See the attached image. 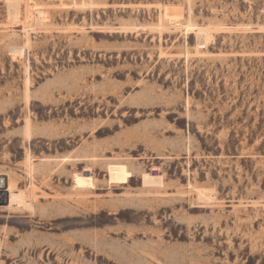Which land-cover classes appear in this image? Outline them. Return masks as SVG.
<instances>
[{
	"label": "rangeland",
	"instance_id": "obj_1",
	"mask_svg": "<svg viewBox=\"0 0 264 264\" xmlns=\"http://www.w3.org/2000/svg\"><path fill=\"white\" fill-rule=\"evenodd\" d=\"M0 177V264H264V0H0Z\"/></svg>",
	"mask_w": 264,
	"mask_h": 264
},
{
	"label": "bare ground",
	"instance_id": "obj_2",
	"mask_svg": "<svg viewBox=\"0 0 264 264\" xmlns=\"http://www.w3.org/2000/svg\"><path fill=\"white\" fill-rule=\"evenodd\" d=\"M37 13H39V12H37ZM42 15H43V13H42ZM40 16H41V14H40ZM38 19H40V17H38ZM198 33L199 34H197V35L200 38L201 37H205V33L204 32H198ZM198 36H197V38L199 39ZM202 42H199V43H202ZM14 49L17 50L16 48H14ZM15 50L13 52H15ZM16 52H19V50L16 51ZM4 187H5V189H4ZM24 195H23L22 192H19V191L15 190L10 185V183L8 181H6V179L0 177V203L1 204H3L4 202H8V204H9L8 207L10 209L17 208V207H19L21 209L27 208L28 207V203H27V200L25 199Z\"/></svg>",
	"mask_w": 264,
	"mask_h": 264
}]
</instances>
